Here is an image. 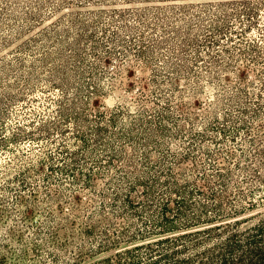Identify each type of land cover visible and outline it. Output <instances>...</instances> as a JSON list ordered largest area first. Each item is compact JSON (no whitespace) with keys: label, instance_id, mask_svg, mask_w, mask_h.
Returning a JSON list of instances; mask_svg holds the SVG:
<instances>
[{"label":"rangeland","instance_id":"rangeland-1","mask_svg":"<svg viewBox=\"0 0 264 264\" xmlns=\"http://www.w3.org/2000/svg\"><path fill=\"white\" fill-rule=\"evenodd\" d=\"M37 1L0 0V68L4 64H10V71L7 73L0 70V109L7 112L0 115V264H68L65 259L70 251H77L74 246L66 251L56 249L60 260L57 263L50 262L48 247L52 243L48 231L51 226L56 225L51 221L50 215L55 216L56 222L65 223V216L74 220V243L83 249L87 250L96 244L97 238H89L81 233L88 215H97L103 209L112 218L115 216L114 211H120L123 207L122 204H111V192L125 186L121 170L126 164L118 157L113 158L111 164L108 163L107 153L116 152L135 157V171H144L145 175L158 174V171L171 165L176 169V164L172 162L176 160L175 157L178 158L176 161H184L180 165L191 177L197 170L214 173L209 152L222 151L218 161L227 164V159H230L231 164L242 161L243 154L252 151L248 143L249 136L259 141L258 146L264 144V63L252 64L245 58L250 54L242 57L240 54L244 51L239 50L247 46V40L254 39L263 48L261 54L264 56V0H256L262 2L259 29L254 28L247 35L243 33L246 36H236L235 33H238L242 24L238 19H233L236 32L232 34L231 41L223 40L222 45L233 50L237 62L234 63V72L230 70L224 75L226 79L222 83L225 87L218 89L211 88L208 78L204 76L207 75L206 62L193 67L195 73L203 76L199 83L194 75L176 79L174 83L179 91H172V87L166 82L173 74L164 61L168 55L165 50L155 55L153 64H148L126 52L124 47H118L119 52H116L115 58L109 64H101V60L93 55L90 42L87 39L80 40L86 62L83 69L84 81L97 85L101 91L90 96L84 87L89 88V85H83L82 78L81 89L86 106L76 110L83 112L88 122H93L97 119L93 115L102 112L105 123L111 113L117 112L114 115L116 123L108 126L99 142L93 140L89 136V130L84 128V131H88L87 137L92 138L87 141V147H83L75 137V123L63 121L59 113H56L57 106L53 100L59 97V92L48 83L53 64H42L40 61L39 52L54 59L56 37L52 42L30 43L27 48L19 49L24 42H30L29 38L55 28L60 22H66V19L74 16L71 14L110 9L134 10L171 3L214 4L217 1L237 0H175L164 3L143 0H71L72 2L56 9L49 8V5L43 6L36 20H22L18 16L19 12L32 14L36 11L32 7ZM8 24L12 27L23 24V28L14 31L10 27L8 30ZM66 29V34L60 32L63 35L60 40L70 42L72 30ZM105 36V33H99V40L104 44L102 47L108 44L110 35L107 33ZM133 38V35L126 37L124 45L129 47L134 42ZM61 49L69 55L67 44L61 46ZM19 58L22 60L21 64L17 63ZM204 58L208 60L207 56ZM91 63L93 68L89 67ZM31 65L40 69L37 74L39 79L34 78V83L30 81L28 84ZM239 70L246 73L244 77H240ZM193 85L201 87L196 94L191 91ZM237 85H241L246 92L237 93L230 102L217 101L221 92L225 93L224 96L234 94ZM74 91H69L70 97L74 96ZM181 93L182 98H179ZM9 95H13L15 99L8 101ZM166 101L170 102V110L167 112L164 109ZM165 113L173 116L181 114L178 121L181 134L171 120L159 118V115ZM188 114L196 119H184ZM49 120L55 121L62 130L51 128L53 124ZM87 125L90 126V123ZM160 125L166 128V132L160 131ZM221 126L224 129L218 134ZM26 133L32 136L26 137ZM193 134L195 135L192 136ZM125 135L133 137L137 141L136 145H126ZM156 141L158 146L154 145ZM78 147L83 151L74 161L66 151ZM121 149L124 151L120 152ZM144 152L149 154L148 160H144ZM188 154L195 157L196 165L199 166L197 169H194L190 161L183 160L182 157ZM233 171L238 184L246 187L235 167ZM89 179L94 184L91 187L88 186L91 183ZM102 193L106 196L102 197ZM49 195H56L57 198L51 200ZM73 195H78L80 201H74ZM126 214L132 217L129 211ZM66 225L69 226L68 223Z\"/></svg>","mask_w":264,"mask_h":264},{"label":"trees","instance_id":"trees-1","mask_svg":"<svg viewBox=\"0 0 264 264\" xmlns=\"http://www.w3.org/2000/svg\"><path fill=\"white\" fill-rule=\"evenodd\" d=\"M143 1L164 3L175 0ZM69 2L72 1L38 0L32 7L35 12L32 14L19 12L18 16L22 20L25 19V22H30L41 14L43 6L49 5V8L56 9ZM261 3L256 0L217 1L214 4L171 3L134 10L110 9L71 14L74 16L64 18L66 22H60L55 28L29 38L30 42H24L19 49L27 48L30 43L52 42L56 37L57 45L54 50L56 56L52 59L46 53L43 55V52H39L40 61L42 64H53L48 83L59 92V97L53 100L57 106L56 113H59L63 121L70 120L75 123V137L85 147L90 137H87L88 131H84V128L89 130V136L93 140L99 142L102 134L108 130V126L116 123L114 115H117V112L111 113V117L109 116L105 123L102 112L93 115L97 117L93 122H88L86 115L76 110L78 107L86 106L81 89L86 62L80 40L87 39L90 42L92 53L97 60H101V64H109L110 60L115 58L116 52H119L118 47H124L126 52L132 53L148 64H153L155 55L165 50L168 55L167 60L164 61L173 74V77L168 78L166 82L172 87V91H179V87L174 83L176 79H186L194 75L199 83L203 76L195 73L193 67L206 62L207 75L204 76L208 78L207 82L211 88L218 89L225 87L222 83V80L226 79L224 75L230 70L234 72V63L237 62L233 50L222 45L223 40L231 41L232 34L236 32L233 19H238L242 24L238 33H235L236 36L243 33L247 35L254 28L259 29ZM15 26H9L8 30L10 27L14 31L23 28V24H15ZM65 27L72 30L70 42L60 40L63 37L60 32L66 34L68 31ZM262 30L264 31V28ZM99 33L110 35L108 44L104 47L99 40ZM129 35H133L134 42L127 47L124 43ZM64 44L68 45L69 55L61 49ZM239 50L244 51L240 54L242 57L250 54L245 58L252 64L264 63V56L261 54L263 48L256 40H247V46ZM204 56H207L208 60H205ZM17 63L21 64L22 60L19 58ZM9 65L4 64L0 70L7 73L10 71ZM93 66L92 63L89 64L90 68ZM31 68L28 84L30 81L33 84L34 78L39 79L37 74L40 69L32 65ZM239 72L240 77L246 74L242 70ZM83 85H89V88L84 87L89 91L90 96L101 91L97 85H91L86 81ZM31 87L33 88L32 85ZM262 89L264 90V82ZM71 90H75L72 97L69 96ZM200 90V85L191 87V91L195 94ZM234 91L235 93L229 96H224L225 93L221 92L217 101L230 102L237 93L246 92L241 85L235 86ZM179 98H182V93ZM14 99L13 95L7 97L8 101ZM213 106L212 103L211 107ZM164 109L166 112L170 110L169 101H166ZM5 113H7L5 110L0 109V115ZM180 116L181 114L173 116L165 113L159 115V118L171 120L175 123L177 132L181 134L182 130L178 127ZM183 118L190 121L196 119L189 114ZM52 120H49L53 124L51 128L62 130ZM88 123L90 126L87 125ZM223 129L221 126L218 134ZM160 131L166 132V128L160 125ZM25 135L32 136L30 133ZM200 136L203 137L201 134ZM124 137L127 139L126 145L130 147L136 145L137 141L133 137L129 135ZM258 142L257 139L249 136L248 143L252 151L243 154L242 161L231 164L230 159H227V164L218 161V156L223 154L222 151L209 152V160H213L211 164L214 173L197 170V173L191 177L180 165L184 161H176L178 158L175 157L176 160L172 162L176 164V169L171 165L165 170L158 171V174L145 175L144 171L141 173L135 171V157H127L116 152L107 153L108 163L111 164L113 158L118 157L126 164L121 170L125 186L121 189H113L111 192V204L116 206L122 204V209L114 211L115 216L112 218L107 216L103 209L97 215L94 213L88 215L81 233L89 238H97V241L87 250L74 243V220L65 216V223L56 222L55 216L50 215L51 221L56 224L48 231L52 243V246L48 247L50 262L57 263L60 260L56 249L66 251L74 246L77 251L73 253L70 251L65 259L68 264H264V144L258 146ZM157 144V141L154 142V145L158 146ZM82 151L78 147L66 152L70 159L76 161L77 155ZM122 151L124 150L121 149L120 152ZM182 158L185 162L190 161L194 169L199 167L192 155L188 154ZM148 159L149 154L144 152V160ZM231 165L241 174L242 182L246 187L238 184ZM89 182H91L88 183L89 187L94 185L90 179ZM49 196L51 200L57 198L56 195ZM101 196L106 195L102 193ZM72 198L74 201H80L78 195H73ZM71 206L74 208L73 203ZM127 211L132 217L126 214ZM93 216L98 218L95 219ZM67 223L69 226L66 225Z\"/></svg>","mask_w":264,"mask_h":264}]
</instances>
